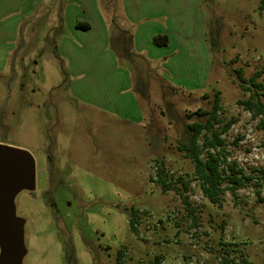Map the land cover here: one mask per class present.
I'll return each instance as SVG.
<instances>
[{"label": "rangeland", "instance_id": "1", "mask_svg": "<svg viewBox=\"0 0 264 264\" xmlns=\"http://www.w3.org/2000/svg\"><path fill=\"white\" fill-rule=\"evenodd\" d=\"M68 4L25 0L26 21L0 69V145L28 151L36 167L34 188L15 196L25 220L22 264H222L223 257L264 264V129L239 102L264 101L252 83L258 73L256 82L264 83L261 0H201L205 45L194 57L200 87L184 80L189 65L181 56L150 63L146 54L128 55L130 35L122 55L113 51L117 60L102 83L95 71L88 79L70 74L76 66L59 49ZM90 4L120 22L122 0ZM88 52L85 66L97 69ZM119 67L129 78L119 77ZM99 93L106 109L87 104ZM217 93L219 116L236 119L222 135L227 163L254 177L237 195L224 193L221 206L204 194L193 161L179 149L188 124L208 117L196 111H211ZM160 166L172 180L168 190Z\"/></svg>", "mask_w": 264, "mask_h": 264}, {"label": "crops", "instance_id": "2", "mask_svg": "<svg viewBox=\"0 0 264 264\" xmlns=\"http://www.w3.org/2000/svg\"><path fill=\"white\" fill-rule=\"evenodd\" d=\"M24 1L0 0V69L2 70L5 69L6 64L5 55L8 56L11 53L10 46L18 39L20 28L26 21L22 14ZM80 1L69 0L65 15L67 19L65 36L59 46L61 53L69 57V66L72 67V64L76 66V72L70 70V74L80 79H88L90 78L88 73L95 71L96 78L102 83V78L107 79L108 67H112L108 63L117 60L114 52L116 55V51L119 55L121 54L120 47L125 45L122 40L130 35L128 41L130 47L125 50L128 55L130 50L138 55L146 54V61L150 63L160 62L163 59L167 63L172 59L168 57L181 56L180 61L184 65H189V69L184 68L186 73L183 76L184 80L188 81L190 87L202 86V72L201 70L197 72V59H194L205 45L203 37L205 36L203 32L205 18L201 9V0H122L123 7L116 11H121L120 22L117 16L113 17L112 14H109L108 18L98 4L92 7L90 0H82L84 6L81 10L78 7L76 9L74 6ZM156 43L162 45L157 46ZM114 45L116 50L110 48L111 46L114 48ZM89 49L94 54L93 61L98 62L97 69H95V63L94 68L85 66L86 62L91 61L87 57ZM197 49H200L199 52ZM76 50L80 52L77 53ZM106 54L108 58L104 57ZM118 71L119 77L129 78L124 68L119 67ZM105 85L107 88V80ZM85 87L89 92L88 87ZM76 89L78 90V87ZM104 101H106L105 96L99 93L88 99L87 104L92 108L106 109L100 103ZM137 104L132 108L133 111L137 110Z\"/></svg>", "mask_w": 264, "mask_h": 264}, {"label": "trees", "instance_id": "3", "mask_svg": "<svg viewBox=\"0 0 264 264\" xmlns=\"http://www.w3.org/2000/svg\"><path fill=\"white\" fill-rule=\"evenodd\" d=\"M260 9L264 10V0H261ZM259 74L252 77V83L264 91V83L256 82ZM242 79L245 80L243 76ZM239 102L252 112L254 118L260 117L259 126L264 129V101L261 97L256 95L248 99H242ZM221 109V99L219 93H217L214 108L211 111H196L197 114L208 115L206 121L189 123L187 126V131L190 134L189 139L179 145V149L193 161L195 178L201 181V188L204 194L212 203L219 206L222 205L224 193L231 191L234 195H237L239 189L243 188L248 181L254 179L253 175H246L236 161L227 163L226 139L222 135L230 129L236 119L233 118L224 122L218 114ZM201 137H203L202 143L199 142ZM204 154L206 158H203ZM158 174L164 190L171 188L172 180L166 175L163 166L159 167ZM225 181L228 182V185H224ZM136 215L137 212L133 210L129 221L134 232H137ZM119 253L122 254L123 251ZM222 264H231V260L223 257ZM243 264L252 263L244 259Z\"/></svg>", "mask_w": 264, "mask_h": 264}, {"label": "water", "instance_id": "4", "mask_svg": "<svg viewBox=\"0 0 264 264\" xmlns=\"http://www.w3.org/2000/svg\"><path fill=\"white\" fill-rule=\"evenodd\" d=\"M35 160L26 150L0 145V264H22L25 220L16 214L15 196L35 186Z\"/></svg>", "mask_w": 264, "mask_h": 264}]
</instances>
